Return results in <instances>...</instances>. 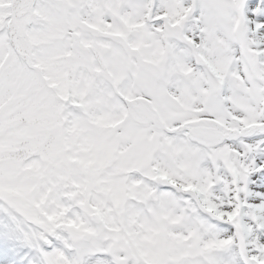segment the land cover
Here are the masks:
<instances>
[{"label": "snow or ice", "instance_id": "snow-or-ice-1", "mask_svg": "<svg viewBox=\"0 0 264 264\" xmlns=\"http://www.w3.org/2000/svg\"><path fill=\"white\" fill-rule=\"evenodd\" d=\"M0 264H264V0H0Z\"/></svg>", "mask_w": 264, "mask_h": 264}]
</instances>
